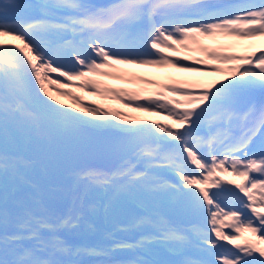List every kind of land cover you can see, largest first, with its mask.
Returning a JSON list of instances; mask_svg holds the SVG:
<instances>
[{
  "label": "snow or ice",
  "instance_id": "obj_1",
  "mask_svg": "<svg viewBox=\"0 0 264 264\" xmlns=\"http://www.w3.org/2000/svg\"><path fill=\"white\" fill-rule=\"evenodd\" d=\"M33 11L38 18L30 17ZM0 37L20 42L0 40V264H160L116 258L117 252L143 251L152 243L180 255L174 264H264V46L249 45L257 51L235 54L231 49L238 44L203 43L215 37L264 39V0H0ZM180 52L201 53L228 67H198L206 60L181 63L189 57L167 55ZM117 64L170 65L184 72L223 74L225 79L200 91L186 90L202 88L198 84L154 85L159 89L155 98L145 96V103L135 104L129 103L140 99L135 94L102 91L95 80L81 85L137 112L163 114L172 124L140 122L60 91L76 79L110 76L102 69ZM50 91L68 96L79 108L73 112L61 106ZM165 91L181 99H166ZM12 128L26 132L29 141L35 136L52 143L56 136L86 132L113 139L99 159L71 170L61 189L66 203L53 210L45 190L24 179L36 161L9 150ZM257 142L259 151L254 150ZM217 173L242 182L222 183ZM10 181L29 183L33 190L26 200L14 202V212L8 207ZM137 192L167 199L176 214L194 219L180 226L168 214L156 212L118 226L120 232L150 230L136 241L117 240L112 233L106 234L111 243L96 245L65 238L82 227L93 228L88 222V213L95 211L88 203L93 193ZM225 194L228 202H222ZM245 232L255 241L244 239Z\"/></svg>",
  "mask_w": 264,
  "mask_h": 264
},
{
  "label": "rangeland",
  "instance_id": "obj_2",
  "mask_svg": "<svg viewBox=\"0 0 264 264\" xmlns=\"http://www.w3.org/2000/svg\"><path fill=\"white\" fill-rule=\"evenodd\" d=\"M21 2L23 3H29V4H35V3H39L40 0H33V1H29V0H21ZM38 14V12H31L30 13V17H36ZM222 38V39H221ZM219 38L220 43L222 44H238L239 46L236 48L231 49V51L235 54H242L245 53L248 50H257L256 47L252 48L249 47V45H255V46H264V39H258V40H254L251 41V43L247 44L246 41H234L232 38H228V37H221ZM0 40H2L4 43L6 44H20L19 41L17 40H13L11 37H0ZM245 42V43H244ZM258 42V43H257ZM246 45V46H245ZM170 55V58H172L173 56L176 57H180L183 55H186L189 57V59L187 60H193L196 59L197 57H202L203 59L206 60V57L203 56V54L201 53H192V54H185V53H168ZM174 59V58H173ZM182 63V62H181ZM226 67L228 65H219L217 64L215 61H209L206 60V64L204 66H199V67H207V68H214V67ZM143 66L141 65H123V64H117L114 66V68L111 69H102V71L105 72H109L114 76V82H110L106 79H103V76H97V78H93L94 76H89L88 79H76L73 81H70L69 87H63L60 88L61 92H66V93H70L71 96H74L76 98H78V100L85 105H88L87 102L91 101L92 104H94L93 107H99L105 111H119L125 114V117H133V118H139V117H144L145 119H149L150 121H157L163 124H172L173 122L168 120L167 117L163 114L161 115H156L154 113H148V112H137L134 110V108H129V107H124V105L120 102V100H117L115 98H112L111 96H104V95H93L92 91L90 90H85L83 87H81V85H83L85 83V80H95L97 81L100 85H101V90L103 91V89H109L115 92H123V93H128L130 95L133 94V90L129 89V92H126L123 89L117 90L116 87V81H122V80H128L130 79L132 76L135 78V74H137L139 71H141ZM149 68H156L157 70L162 71L161 74H159L160 76L164 77L165 74L166 76H168V72L167 70H169L171 68V66H164V67H155V66H146ZM201 76H203L204 78L200 81H197L198 78H195L194 83L193 84H205L207 86H211L212 82H216V81H223L225 79V76L223 74L217 73V74H211L213 72H209V71H201L200 72ZM192 74V73H190ZM211 74V75H210ZM53 76H56L57 74L53 73ZM171 75L174 77V79L176 81H182L188 78V73L186 72V74H184V71H181L178 68H171ZM119 77V78H116ZM158 77V76H157ZM154 82L157 85H164V83L160 80V82H157L154 80ZM176 83V82H173ZM182 83L187 84L189 83L188 81H183ZM46 87H49L48 84H46ZM52 88H59V85H52ZM120 87V85L118 86ZM91 88V85H89V89ZM142 93V97L140 99L136 100H129V103L135 104V103H145L146 101L143 99V97L145 96H149V95H153L156 91H158V88L152 84H148V83H143L142 88H141ZM50 95L52 97L55 98V100L58 99V101L62 98H65L66 100H68L72 106H77L75 105L76 103L73 102L72 99H70L68 96H63V95H58L55 91H50ZM140 95V94H139ZM165 98L168 99H181L180 96H175L173 97L171 93L169 92H164L163 93ZM138 96V95H137ZM153 98H155V96L153 95ZM124 99H127V97H124ZM117 102L115 104V102ZM64 101V100H63ZM61 106H63V103H60ZM171 106V105H170ZM73 112H75V110L69 109ZM179 110H183V109H179ZM80 115H83V110H80ZM87 119L96 120L95 116H89L86 117ZM122 119H124V117H122ZM11 128V126H10ZM27 133L20 131V130H16L15 128H12V134H11V138L9 140L8 143V147L10 151H14L16 153H18L19 155H22L27 147L32 148L33 150L37 149V146L39 145H43L42 150L45 149V146L47 145V141L45 140H41L36 138L35 136H33L31 138V140H27L26 137ZM91 135V132H86V133H82V134H78V135H71L68 134L66 135V144L67 145H80L84 142H86V140L89 138V136ZM259 143V142H257ZM49 161V158L46 156H41L39 159L36 160V164L35 167H33L31 170L26 171L24 174V179L26 181H30V182H34L37 183L41 186L42 189L45 190L46 194L50 197V199H48L46 202L47 204L54 210L53 205L58 203L60 198H63V193L61 191V189L65 188V186H63L60 190H55V191H48L51 188H47V180L44 178L43 176V168L44 165ZM218 175L222 176L221 173H217L216 174V179H218ZM224 181L227 180H234L236 183H241V179L234 177V176H230L227 174H224V176L222 177ZM3 184V177L0 176V186H2ZM225 187H229L232 188L233 191H236V189L231 185H224ZM9 203H8V207L9 206H13L14 211H15V201H23L26 200L30 194L32 193V188L30 187L29 183H24V182H16L15 184H13V182H9ZM215 189H210V191H214ZM59 191V193H58ZM23 193L24 194V198H22L21 200H19L17 198V195ZM3 194V188L0 187V196H2ZM105 194H100V193H93L91 195L92 199H93V204L95 206V211L92 212L90 211L88 213V222L93 226V228L89 229L87 227H82L81 229H79L77 232H74L72 234H65V238L69 240L70 243L72 244H78V245H96V244H105V243H111L110 240L106 239V234L107 233H112L114 235V238L117 240L119 239V236H121V239H126V240H132L135 233L132 231L129 232H120L117 230L118 228V222L116 220V213L118 211V208L116 207L117 205L119 207H126L127 205H131L134 204L135 207H139L140 210H144V211H148V213H146L147 215L149 214H153L156 212H161V213H168L170 206L172 205L167 199L164 198H160V197H153V196H148L144 193L141 192H137L134 195L128 196V195H120L117 196L116 200L110 202V204L105 208V211H102V218H100V208L99 206H101V196H104ZM227 201V194H225V199L222 200V202H226ZM63 202L66 203V201L63 199ZM88 203L90 204V202L88 201ZM240 208V207H238ZM13 211V212H14ZM241 211H245L241 208ZM250 214V213H248ZM137 212L134 213V216L131 215L129 217V215H127V222H131L136 218ZM133 218V219H132ZM138 218V217H137ZM119 221V220H118ZM128 222V223H129ZM226 223H230V222H226ZM226 232L230 231V229L225 228L224 229ZM140 231L144 234H148L150 232L149 229H140ZM94 236L95 237V241L94 243L90 244L89 243V237ZM244 239H250L255 241V237L251 236L250 233L245 232L243 234ZM157 246L158 248H160L159 251H155L154 247ZM231 247V246H228ZM161 250H165L169 253V257L168 258H163L161 257L160 251ZM141 253L147 254L149 255L153 261H159L160 264H174V262L180 260V258L175 256V253L169 251V249L167 247H165L162 244L159 243H152L147 245L146 249L143 251H140ZM131 252H117L116 254V258L118 260L123 261L121 258H119L120 256L123 257H127L130 255ZM152 255V256H151ZM87 260V258H85Z\"/></svg>",
  "mask_w": 264,
  "mask_h": 264
},
{
  "label": "water",
  "instance_id": "obj_3",
  "mask_svg": "<svg viewBox=\"0 0 264 264\" xmlns=\"http://www.w3.org/2000/svg\"><path fill=\"white\" fill-rule=\"evenodd\" d=\"M111 138L107 141V138ZM113 137L110 135H94L93 139L85 148H78L76 151L65 149L61 139L53 140L49 145L46 154L51 153V164L46 168V174L50 177L51 182L55 184L62 175L69 174L72 169L78 167L86 161L97 160L100 157L101 149L112 142ZM107 162V161H106ZM172 220L181 224L192 221L194 218L184 215H178L171 208L169 214Z\"/></svg>",
  "mask_w": 264,
  "mask_h": 264
},
{
  "label": "bare ground",
  "instance_id": "obj_4",
  "mask_svg": "<svg viewBox=\"0 0 264 264\" xmlns=\"http://www.w3.org/2000/svg\"><path fill=\"white\" fill-rule=\"evenodd\" d=\"M221 38V37H220ZM222 39V38H221ZM260 41H261V39H260ZM245 43V42H244ZM258 43V42H257ZM254 45V44H253ZM246 46V45H245ZM252 48H254V47H252ZM255 49V48H254ZM257 54H259L258 52H257ZM217 67V66H216ZM220 75V74H219ZM254 99H259V96L257 95V96H255L254 97Z\"/></svg>",
  "mask_w": 264,
  "mask_h": 264
},
{
  "label": "trees",
  "instance_id": "obj_5",
  "mask_svg": "<svg viewBox=\"0 0 264 264\" xmlns=\"http://www.w3.org/2000/svg\"><path fill=\"white\" fill-rule=\"evenodd\" d=\"M58 100V99H57ZM62 100H59V102H61ZM67 106H71L69 103L64 102ZM77 108H75V112H76ZM80 114V113H79ZM141 122V121H140Z\"/></svg>",
  "mask_w": 264,
  "mask_h": 264
}]
</instances>
